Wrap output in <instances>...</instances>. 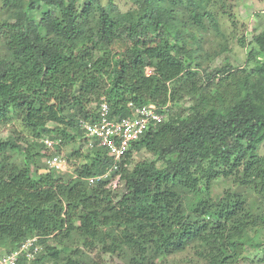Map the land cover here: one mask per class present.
I'll list each match as a JSON object with an SVG mask.
<instances>
[{"label": "trees", "instance_id": "16d2710c", "mask_svg": "<svg viewBox=\"0 0 264 264\" xmlns=\"http://www.w3.org/2000/svg\"><path fill=\"white\" fill-rule=\"evenodd\" d=\"M130 1L120 12L114 0H0V127L26 133L0 141V251L38 237L31 264H106L58 242L75 235L117 264H238L248 249L264 264V30L251 66L208 69L192 32L220 31L214 10L231 0ZM101 99L116 119L129 104L165 115L130 146L118 188L89 184L113 162L98 148L71 153L81 163L68 179L40 172L41 139L83 142L79 121Z\"/></svg>", "mask_w": 264, "mask_h": 264}, {"label": "rangeland", "instance_id": "374dc122", "mask_svg": "<svg viewBox=\"0 0 264 264\" xmlns=\"http://www.w3.org/2000/svg\"><path fill=\"white\" fill-rule=\"evenodd\" d=\"M114 2L120 12H126L132 7L130 0H114ZM102 3L106 4V0H102ZM214 14L219 23L220 31H214V29L206 23V32H192L193 38L195 41H199L200 46L202 47L197 54L198 56L202 55L203 57V59L200 60L202 66L208 69L223 67L224 65H229L235 69L251 66V63L247 64V57H249L251 53H257V48L252 45V38L264 30V0H231L228 1L223 8L217 7V9L214 10ZM232 21H234V23H232ZM240 40H243V42H239ZM192 47L195 46L192 45ZM223 47H225L226 50L220 52ZM80 48V46L74 48L75 53ZM106 65L105 59L100 54L96 53V59L93 63L94 68L99 69ZM146 73L149 74L150 70L148 69ZM95 107L96 106L92 104V108ZM185 109L186 105H176L171 110V114L178 115L184 113ZM25 135L26 133L21 128L20 123L16 121L8 126L0 127V141H6L16 136L24 138ZM85 144L84 141L77 140L68 145H63L57 150L58 154L62 156L67 165V173L64 175L65 179L72 177L73 166L81 163V160L71 157V153H76L80 150L81 153L86 152L87 148L85 147ZM44 154L45 156L48 155L46 152H44ZM134 156L136 160L152 159L149 154L144 152L138 153ZM18 158H20V156H17V159ZM42 164V162H39L40 168L42 167L41 171L43 170ZM33 173H35V171ZM225 187H227V185L218 181L214 187V192L221 193ZM166 191V193L169 192L168 190ZM75 237L76 236L74 235L72 237L58 238V242L73 243L86 250L92 257L105 261L106 264H117L113 258L103 253L97 245L84 240L78 242ZM257 240L264 243V229L259 232ZM260 256V251L248 249L245 253V259L238 264H260L258 262ZM160 264L195 263L192 257L188 254L170 257Z\"/></svg>", "mask_w": 264, "mask_h": 264}, {"label": "built area", "instance_id": "2783aa9c", "mask_svg": "<svg viewBox=\"0 0 264 264\" xmlns=\"http://www.w3.org/2000/svg\"><path fill=\"white\" fill-rule=\"evenodd\" d=\"M150 74V73H149ZM131 107V116L116 119L110 116L109 105L101 99L95 109V118L79 121V130L87 149L98 148L105 151L112 159V165L101 176L90 178L89 184L107 181L106 187L116 190L120 182V164L129 151L132 143L137 141L150 128L161 124L165 115L157 105L148 104L142 107ZM41 143L47 156L42 160L41 172L67 173L65 160L57 150L59 142L43 137ZM74 178V177H73ZM39 238L26 239L16 249L9 253L0 251V264H31L41 251Z\"/></svg>", "mask_w": 264, "mask_h": 264}]
</instances>
